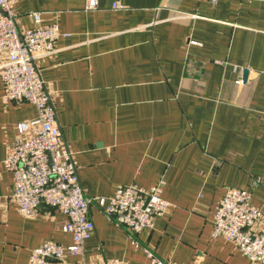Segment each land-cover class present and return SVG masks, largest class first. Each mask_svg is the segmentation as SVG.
<instances>
[{
  "label": "crops",
  "instance_id": "1",
  "mask_svg": "<svg viewBox=\"0 0 264 264\" xmlns=\"http://www.w3.org/2000/svg\"><path fill=\"white\" fill-rule=\"evenodd\" d=\"M14 10L21 32L33 13L61 32L38 66L86 196L109 201L122 186L163 183L171 204L139 248L92 208L84 257L54 264H150L144 248L178 264H252L212 234L228 189L251 191L264 215V3L17 0ZM37 115L5 104L0 78V264H30L47 242L74 245L64 214L40 208L26 219L10 200L4 163L18 124Z\"/></svg>",
  "mask_w": 264,
  "mask_h": 264
},
{
  "label": "built area",
  "instance_id": "2",
  "mask_svg": "<svg viewBox=\"0 0 264 264\" xmlns=\"http://www.w3.org/2000/svg\"><path fill=\"white\" fill-rule=\"evenodd\" d=\"M17 0H0V78L4 86V103L31 104L37 117L17 126V136L4 166L13 176L11 201L19 214L35 219L40 208L59 211L67 218L62 231L71 234L74 245L64 247L47 242L32 251L30 264L64 263L68 255L84 257L85 243L95 233L92 208L98 209L118 228L124 230L132 244L141 247L138 237L153 230L155 220L169 213L171 204L163 199V183L147 190L136 185L122 186L109 201L88 198L81 186L73 154L64 143L58 124L52 93L47 89L38 62L56 52L61 37L58 26H43L40 14L33 13L34 26L21 32ZM217 5L230 0H200ZM244 1V0H243ZM258 1L264 0H245ZM96 8V0H87ZM120 9V6H117ZM214 239H223L252 264H264V215L253 204L248 190L228 189L218 204L213 219ZM150 264H178L160 259L144 248ZM82 264H126L120 260Z\"/></svg>",
  "mask_w": 264,
  "mask_h": 264
}]
</instances>
